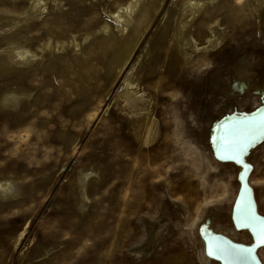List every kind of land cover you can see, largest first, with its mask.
Here are the masks:
<instances>
[{
  "label": "rangeland",
  "instance_id": "rangeland-1",
  "mask_svg": "<svg viewBox=\"0 0 264 264\" xmlns=\"http://www.w3.org/2000/svg\"><path fill=\"white\" fill-rule=\"evenodd\" d=\"M128 1L74 0L48 19V0H0V98L26 94L0 101V264H219L197 232L211 209L216 230L250 241L230 218L236 167L214 159L207 129L234 75L264 81V0H198L182 13L189 46L174 35L184 0H141L117 60L86 35ZM12 43L36 56L3 64ZM127 80L141 110L120 97ZM250 159L264 214V143Z\"/></svg>",
  "mask_w": 264,
  "mask_h": 264
},
{
  "label": "water",
  "instance_id": "water-1",
  "mask_svg": "<svg viewBox=\"0 0 264 264\" xmlns=\"http://www.w3.org/2000/svg\"><path fill=\"white\" fill-rule=\"evenodd\" d=\"M230 96L238 91L241 94L248 89L260 98V104L252 109L239 110L236 105L233 112L225 107L213 115L207 129V140L214 159L221 163H230L236 167L238 191L232 204L230 218L238 232L250 235V241L235 240L216 230L217 211L209 210L198 225V235L203 243L205 257L219 264H264L260 249L264 246L258 239L261 226L264 225V214L260 211L257 192L251 183V175L255 168L250 156L264 143V81L242 77L231 80ZM223 113V114H222ZM233 142H238L234 144ZM232 145V147H230ZM236 155V159L232 157ZM255 229V231H254ZM213 246V254H209V245ZM250 248V253H239L237 246ZM228 250L231 254H226Z\"/></svg>",
  "mask_w": 264,
  "mask_h": 264
},
{
  "label": "bare ground",
  "instance_id": "bare-ground-1",
  "mask_svg": "<svg viewBox=\"0 0 264 264\" xmlns=\"http://www.w3.org/2000/svg\"><path fill=\"white\" fill-rule=\"evenodd\" d=\"M26 1L30 4L31 9H36L40 6V3L43 0H26ZM48 1H50V4H51V12H50L49 16H47V18L48 19L49 18L56 19V18L60 17V15L62 14V11L65 9V5H67V4L70 5V3L74 0H48ZM140 2H141V0H130V1H128V3H124L123 5L118 7L117 10L112 11L111 15L113 16V18H115L116 21H118V24L114 25L113 27H110L109 25H103L100 29H96L94 31L89 32L86 35V39H88L90 36H92V35L94 36L96 34L97 37H100V39H102V41L107 42L109 45L115 46L117 48V50L120 51L117 54V55H120L119 56L120 58H118L117 60L124 58L123 52L125 51L124 49H126V45H123V43L124 44L128 43V42H126L125 38H128V40H131V38L134 36L135 31L138 28L137 23L139 22V20L143 16H145L149 12V9H150V5L145 6L144 9L143 8L140 9L139 8ZM202 4L203 3L201 1H198V0H184L182 5H181L180 11L176 17V18H178L177 22H176L177 29L175 30L174 35L176 37V41H180V43H182L185 46H189L192 41L195 42V39L193 38L192 35H187L184 32L185 22L182 19V13L184 10H188L191 8L196 10L195 7L200 8V7H202ZM198 11H200V9ZM45 31H46V33H49L50 29L46 28ZM50 42H51L50 39L45 40L43 43V45H44L43 48L48 50V51H51L50 50ZM209 42L213 43L215 41L213 39H209L208 43ZM195 47H199V46H197L195 44ZM201 47H204V46H201ZM9 51H10L9 52V58L3 59L2 60L3 64L13 63V62L23 63V59L26 58L27 56H31V57L36 56L35 53H33L29 48H26V47L19 45V44H16V43L11 44ZM11 60L13 62H11ZM21 71L22 70H20L19 73H21ZM133 85H135V84H133L132 82L127 80L124 91L121 93L120 97H124L125 98V103H124L125 106L126 105L129 106V109L132 108V110L134 111L136 108L142 109V106H141L142 104L140 105V103L144 102L146 99H145V96L143 95V93H140L138 91L131 89L130 86H133ZM22 95H26V94H24L22 92L17 93L15 91H9V92L4 93L1 96L0 101L3 104L13 103V104L17 105V104H19L20 98L22 97ZM139 112H137V113L139 114ZM134 114H136V113H134ZM134 116H136V115H134ZM153 121H154V118H153ZM153 124H154V122H152V124L147 126V136H149L151 134ZM80 180H81V183H84L86 181V173L81 176ZM6 185L1 182L0 183V189L4 191L6 189L5 188ZM8 185H11V183H8Z\"/></svg>",
  "mask_w": 264,
  "mask_h": 264
},
{
  "label": "flooded vegetation",
  "instance_id": "flooded-vegetation-1",
  "mask_svg": "<svg viewBox=\"0 0 264 264\" xmlns=\"http://www.w3.org/2000/svg\"><path fill=\"white\" fill-rule=\"evenodd\" d=\"M236 76L237 75H234L233 77H236ZM251 77L249 79L252 81ZM231 80H232V78H231ZM231 80L229 82L228 87L224 90L225 98H224L223 104L220 107V110H221V108L225 107L226 111L231 113L234 111L233 105H236L237 109H239V110H245L247 108L250 111V110L256 108L260 104V98L256 94L249 91L248 89H245V91L242 94L240 92L236 91L234 96H230L229 92L231 91V87H230ZM247 100H250V101L252 100V102H254V100L258 101V105L255 107H254V103H252V106H251V104L248 105V103L246 102Z\"/></svg>",
  "mask_w": 264,
  "mask_h": 264
},
{
  "label": "snow or ice",
  "instance_id": "snow-or-ice-1",
  "mask_svg": "<svg viewBox=\"0 0 264 264\" xmlns=\"http://www.w3.org/2000/svg\"><path fill=\"white\" fill-rule=\"evenodd\" d=\"M234 144H238V142H233ZM230 147H232V145H230ZM233 159H236V155H234L232 157ZM255 231V229H254ZM258 235V239H259V242L261 244H264V225L261 226V229L259 231V233L257 234ZM238 247V251L239 253L243 254V253H250L252 251V249L250 248H244V246H237ZM226 252V254H231L228 252V250H224ZM209 254L212 255L213 254V246L210 244L209 245Z\"/></svg>",
  "mask_w": 264,
  "mask_h": 264
}]
</instances>
